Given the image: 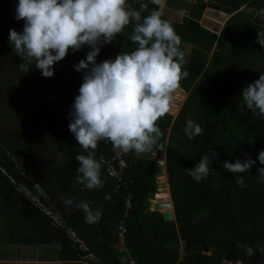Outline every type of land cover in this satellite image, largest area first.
<instances>
[{"label":"trees","instance_id":"obj_1","mask_svg":"<svg viewBox=\"0 0 264 264\" xmlns=\"http://www.w3.org/2000/svg\"><path fill=\"white\" fill-rule=\"evenodd\" d=\"M258 1L240 0V4L254 7ZM129 3L138 7L136 0H129ZM17 4L18 0H0V65L7 66L13 75V78H7V83H20L15 95L19 96L24 90L39 106L38 114L44 117L58 141L57 153L60 155L51 156L40 165L39 159L32 160L35 157L32 149H14L18 136L13 145L12 141L9 142L12 146L7 147V152L0 148L3 157L0 166L18 184L35 190L30 183L33 179L50 195L52 185H55L58 193L66 195L75 204L85 201L93 210L102 211L98 222L92 224L85 223L82 209L75 206L73 211L71 225L77 230L79 221H82L79 236L88 244L89 254L79 251L61 230H55L46 220L51 227L46 228L50 240L59 245L64 264H81L80 259L90 254L101 264H122L121 256H126L133 264H236V261L264 264V183L256 178L257 169L264 167L257 159L259 152L264 150V115L248 110L241 96L242 89L264 72V46L258 43V37L264 39V28L243 22L223 23L217 30L218 27H207L190 18L177 22L164 15L163 18L172 22L181 43L211 50L206 67L199 49L192 47L183 51L186 61L183 70L189 75L181 80L176 94L183 97L187 93L188 97L173 121L166 114L157 122L163 133L159 143L167 141L164 150L154 148L147 153L155 152L159 160L164 155L170 194L166 192L167 183L162 179L166 198L163 197L161 202L169 201L171 197L175 219L166 223L162 214L150 211V201L156 194L153 162L133 157L134 151L122 155L125 169L120 171L119 179L110 176L108 166L101 164L102 187L88 190L76 182L79 162L75 157L88 153L69 131L70 119L60 114L59 108L50 104L46 96H63L65 100L60 99L62 108L68 114L71 112L84 74L83 71L77 72L74 65L85 59L90 49L84 46L76 53L70 49L58 62L52 78L36 73L34 64L27 57L21 58L9 42L10 29L22 32L24 26L23 20L17 22L15 19ZM155 8L156 5L149 3L150 10ZM133 23L110 44L112 60L121 52H131L137 47L130 40ZM217 31L216 35L214 32ZM105 51V45H101L97 63L109 59L104 55ZM21 63L26 64L28 72L19 68ZM1 109L3 112V104ZM3 113L4 119L0 117V122L9 117L8 112ZM187 120L202 128V133L191 140L184 132ZM21 131L29 134L30 126L25 125ZM25 138L29 142L32 136L29 134ZM0 139L3 141L5 137L1 135ZM113 148L109 141L98 142L95 158L100 162L103 158L119 171L111 152ZM211 150L219 153L210 167L220 177L210 174L196 182L185 169L194 168L201 156ZM245 153L256 161L249 172L233 174L223 169L224 161H245ZM238 178L244 179L243 187L235 183ZM0 180L21 198L29 210L38 214L1 172ZM217 182L219 186L215 187ZM51 203L65 219L58 199L51 197ZM120 222H124L125 227L122 253L115 249L120 244ZM238 242L250 244L253 255L247 256L237 247Z\"/></svg>","mask_w":264,"mask_h":264},{"label":"clouds","instance_id":"obj_2","mask_svg":"<svg viewBox=\"0 0 264 264\" xmlns=\"http://www.w3.org/2000/svg\"><path fill=\"white\" fill-rule=\"evenodd\" d=\"M136 3L138 7L129 0H18L15 19L17 22L24 21L23 30L9 31V42L15 51L21 58L34 61L35 68L45 78L53 77L54 65L62 61L70 49L73 53L84 46L90 49L86 58L74 65L77 72L83 71L84 74L79 94L71 106L68 124L80 147L88 153L75 157L79 162L76 182L88 190L103 186L102 163L95 158L94 152L98 142L106 140L115 149L125 153L134 151L137 155L151 152L154 148L164 150L167 141L159 143L163 133L157 122L172 111L174 94L180 88L181 80L189 75L183 70L186 61L180 48L181 37L172 22L163 18L166 0H136ZM149 3L157 8L150 10ZM186 14L187 10H180V15ZM258 14L264 17V8L259 9ZM130 23H133L130 40L137 47L131 52H121L114 60L97 63L101 45L111 44ZM258 43L264 46V39L258 37ZM19 68L28 72L25 63H21ZM51 96L56 97L47 95L46 99L54 104ZM241 96L248 110L264 115V72H261L259 79L242 89ZM184 132L191 140L202 133V128L194 121L187 120ZM244 155L247 157L245 161H224L223 169L233 174L249 172L256 161L247 153ZM218 157L219 153L212 150L205 152L194 168L185 170L196 182L208 178L210 174L219 178L220 174L210 167ZM257 159L264 165V150L259 152ZM0 172L10 183L13 179L16 186L11 184L17 187V181L1 166ZM257 173L258 182L264 183V167L258 168ZM30 183L36 191L25 186L26 189L44 206L45 200H49L51 207L47 209L59 217L61 225L56 226L18 191L36 212L49 220L52 228L61 230L75 247L79 241L84 242L54 210L55 205L40 184L33 179H30ZM235 183L243 187L245 181L238 178ZM214 186L218 187V182ZM39 187L40 193L44 194L36 195ZM67 203L71 205L72 200L69 199ZM75 206L84 211L85 223H96L102 215L100 209L93 210L88 202L79 201ZM119 239L123 245L124 235ZM237 247L247 256L253 255L250 244L238 242ZM236 264H240V261H236Z\"/></svg>","mask_w":264,"mask_h":264},{"label":"crops","instance_id":"obj_3","mask_svg":"<svg viewBox=\"0 0 264 264\" xmlns=\"http://www.w3.org/2000/svg\"><path fill=\"white\" fill-rule=\"evenodd\" d=\"M261 8H264V0H259L254 7L240 4V0H166L164 15L177 22L185 17L190 18L207 27H218L217 30L223 23L243 22L264 28V17L258 14ZM182 9L187 10L186 15H180ZM249 9L253 11L250 12ZM214 33L217 35L218 31ZM181 46L182 51H188L192 47L199 49L202 54L205 51L204 63L206 57L210 58L209 50L183 43ZM0 196L7 201L10 208L9 216L4 210L0 212V264H64L59 245L50 240L51 236L46 229L50 227L47 219L29 210L21 198L7 188L3 180H0ZM68 200L65 197L64 220L68 228L75 230L71 224L76 204L72 202L69 205ZM81 228L82 221H79L75 230L78 236Z\"/></svg>","mask_w":264,"mask_h":264},{"label":"rangeland","instance_id":"obj_4","mask_svg":"<svg viewBox=\"0 0 264 264\" xmlns=\"http://www.w3.org/2000/svg\"><path fill=\"white\" fill-rule=\"evenodd\" d=\"M104 45L106 47V51L104 55L109 59H113V53H111L110 44H104ZM182 47L183 46L180 45V48ZM210 51L211 50L209 49L208 53ZM203 54H205V51L203 52ZM208 60L209 59L206 57L205 67L208 64ZM202 61H204L203 58H202ZM31 62L34 64V61H31ZM58 66H59V63L57 62L54 65V72L56 71V67ZM6 67L0 65V103L3 104V112H8L7 115L9 117L7 120H3L0 122V138H1V135L5 137L3 141H1L0 139V148L7 152V147L12 146L13 142L16 141V138L19 136L20 138L19 139L17 138L18 140L17 142H15V144L17 145V148H14V149H16V151H19V148L22 149L25 147L26 149H32L35 154V157H33L32 160L35 162L36 161L35 158H37L40 160L39 162L40 165H43V162H46L48 159H51L50 158L51 156L60 155L57 153L58 141L56 140L55 136L52 135V133L50 132L49 127H47L44 117L39 116L38 114L39 106H37L36 102L32 100L31 97H28V95L25 94L24 90L19 96L15 95V92H17L18 90L17 84H20V83L16 82V83L11 84L10 82L9 83L6 82L7 78H13V75L7 70ZM35 70L37 71L36 73L41 74L40 70L36 68ZM21 81H24V80H21ZM187 97H188L187 93H184L183 97L178 96L176 93L174 94L173 109L171 112L168 113V115L172 117V121L178 116ZM62 98L64 99L63 96L55 97V99L51 100V102L54 103L59 108V113H61L67 119H70L69 114L64 112L62 105L60 103L61 101L60 99ZM3 112L1 109L0 117H3L4 119L5 114ZM25 125H27L28 127L30 126L29 134L30 136H32V138L29 140V142L25 138L29 134L27 132L21 131V128L24 127ZM10 141H12V145L9 144ZM111 152L113 153L115 160H117L120 163L121 155L125 152L115 149V148H113ZM8 153L10 154V152ZM25 157L23 158L25 159ZM133 157L139 158L142 160H151L152 162L159 160L155 152L151 153V155H148L147 153H143L140 155L134 154ZM0 158L2 160L3 157L0 155ZM26 159L28 160L29 157H27ZM161 160H164V155ZM162 177L164 178V181L167 183V190L165 189V184L159 183L160 178H156V194L152 197V200L150 201V205H151L150 211L151 212L160 213V210L158 208H155L154 206L158 202V200L156 201V198L161 193H164L165 190L167 193H169L167 175L166 176L163 175ZM24 186L30 188L28 185H24ZM32 191H36V190H32ZM50 193L51 195L46 194L47 196H49L48 198L50 200H51V197L55 199L57 198L58 201L61 203L62 207H65L66 195H62L58 193V189L56 188L55 185H52ZM38 194L42 195L44 193L42 192L40 193L37 190L36 195ZM7 204H8L7 201L3 200V198L0 196V212L1 210H4L9 216L10 208L7 206ZM45 207L46 208L51 207V204L48 199L45 200ZM161 213L163 214L164 212L162 211ZM76 246L83 253H88L87 246L84 242L79 241V244H77ZM115 249L118 250L120 253H122L124 249L122 246V243L117 245ZM182 250L183 249H181V252ZM182 257L183 256L181 255V258ZM120 262L122 264L131 263L130 261L127 260L126 256H121ZM79 263L81 264H101L100 260L96 259L92 255H87L86 257H82ZM224 264H227V263H224Z\"/></svg>","mask_w":264,"mask_h":264},{"label":"built area","instance_id":"obj_5","mask_svg":"<svg viewBox=\"0 0 264 264\" xmlns=\"http://www.w3.org/2000/svg\"><path fill=\"white\" fill-rule=\"evenodd\" d=\"M55 99V97L51 96L50 100ZM65 112V111H64ZM66 113V112H65ZM115 160V158H114ZM116 162H118L117 160H115ZM101 163L103 165L108 166V171L110 176L114 177L115 179H119V173L120 171H123L125 169V164L123 162L122 159H120V163L118 162V167H119V171L114 170L113 166H111L110 163L106 162L103 158H101ZM120 181V180H119ZM11 183L16 186V183L13 179H11ZM17 191H19L20 193H22L26 198L29 199V201L32 204H35L36 207L46 216L48 217L56 226H60L61 222L59 220V217L52 211H50L49 209H47L41 202H38L35 198H33V195L28 191V189H26L25 186L18 184L17 185ZM40 192V187L37 188ZM44 200L46 199V197H43ZM125 233V228H124V223L121 222L120 223V227H119V236L123 237Z\"/></svg>","mask_w":264,"mask_h":264},{"label":"water","instance_id":"obj_6","mask_svg":"<svg viewBox=\"0 0 264 264\" xmlns=\"http://www.w3.org/2000/svg\"><path fill=\"white\" fill-rule=\"evenodd\" d=\"M153 172L155 174V180L156 178H160V179H163V175L166 176V165H165V161L163 160H157V161H154L153 162ZM159 183H162L161 180ZM161 202H157L154 206L155 208H160V207H163L165 208L166 210L170 209V207L172 206L171 204H163L161 205L160 204ZM160 210V209H159ZM163 216V220L164 222L166 223H171V222H174V213H173V207H172V212H169V213H163L162 214Z\"/></svg>","mask_w":264,"mask_h":264},{"label":"bare ground","instance_id":"obj_7","mask_svg":"<svg viewBox=\"0 0 264 264\" xmlns=\"http://www.w3.org/2000/svg\"><path fill=\"white\" fill-rule=\"evenodd\" d=\"M164 179V178H163ZM161 180V182H162V179H160ZM169 189V188H168ZM163 197L164 198H166V195L164 194V193H161L160 195H158L157 196V198H156V201L158 200V202H161V201H163ZM170 199H169V201H164V202H161L160 204L161 205H163V204H170ZM160 209V211L162 210L164 213H169V212H172V206L170 207V209H168V210H166L165 208H163V207H160L159 208ZM161 211V212H162Z\"/></svg>","mask_w":264,"mask_h":264}]
</instances>
